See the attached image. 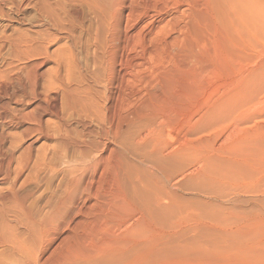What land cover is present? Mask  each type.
Wrapping results in <instances>:
<instances>
[{
  "label": "bare ground",
  "instance_id": "obj_1",
  "mask_svg": "<svg viewBox=\"0 0 264 264\" xmlns=\"http://www.w3.org/2000/svg\"><path fill=\"white\" fill-rule=\"evenodd\" d=\"M126 1L0 0V264H264V0Z\"/></svg>",
  "mask_w": 264,
  "mask_h": 264
},
{
  "label": "rangeland",
  "instance_id": "obj_2",
  "mask_svg": "<svg viewBox=\"0 0 264 264\" xmlns=\"http://www.w3.org/2000/svg\"><path fill=\"white\" fill-rule=\"evenodd\" d=\"M127 2V5H130V2H131V0H127L126 1ZM186 8V6L185 5H182V6H180L178 9H174V8H172V9H170V10H168L167 12H165V13H163V14H160V16L158 17V19H157V23H156V26L159 28H161L160 30H161V32H163V33H165V32H169L168 30H169V25H167L166 23L168 22V20L169 19H171L172 17H174V16H178L184 9ZM4 9H5V11L6 12H8V14H10V15H12V17H13V13L12 12H10V10H8V8H6V7H4ZM176 16V17H177ZM36 17V15H35V12H34V10L33 9H31V8H25V9H23L21 12H20V18L23 20V22H24V25L25 24H28V23H30L31 21H33V19ZM154 19V17H152V14H150V16H147V17H145V18H142L140 21H139V23L135 26V28L133 29V30H131V32L132 33H134V32H136L135 30H139V29H141L142 28V25L144 26L147 22H149L151 19ZM139 27H141V28H139ZM138 28V29H137ZM13 29V20L11 21V22H9V23H7V22H3L2 20H0V33L2 34V32L4 33V34H8V32H9V34H11V30ZM0 34V38H1V36H3L4 34H2L1 35ZM13 34V33H12ZM176 35V33L175 32H171V34H170V37H173V36H175ZM1 44H0V66L1 65H3V64H5V62L8 60V57L11 55V49H10V47L7 45V44H5V43H3V42H0ZM3 43V44H2ZM9 51V52H8ZM7 53H9V54H7ZM81 58L83 59V56L81 55ZM83 61V60H82ZM263 116V118H264V114L262 115ZM262 118V119H263ZM263 124H264V121L262 122ZM7 130V129H6ZM9 130V131H8ZM6 132L7 133H9V135H10V137L11 138H13V134L15 135H17L19 132H20V128L19 129H13V125H12V127H10L9 129H8ZM14 132V133H13ZM12 135V136H11ZM41 143L42 142H37L36 143V146H40L41 145ZM38 144V145H37ZM0 186H2L3 187V185L0 183ZM1 188V187H0ZM53 246H55V245H53ZM175 264H181V263H175Z\"/></svg>",
  "mask_w": 264,
  "mask_h": 264
}]
</instances>
